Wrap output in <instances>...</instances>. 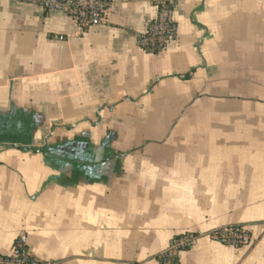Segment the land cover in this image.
Masks as SVG:
<instances>
[{"label":"crops","instance_id":"crops-1","mask_svg":"<svg viewBox=\"0 0 264 264\" xmlns=\"http://www.w3.org/2000/svg\"><path fill=\"white\" fill-rule=\"evenodd\" d=\"M158 0L81 32L0 0V254L57 264H264V0H178L176 40L137 47ZM188 76V77H186ZM246 225L232 248L212 230Z\"/></svg>","mask_w":264,"mask_h":264},{"label":"built area","instance_id":"built-area-1","mask_svg":"<svg viewBox=\"0 0 264 264\" xmlns=\"http://www.w3.org/2000/svg\"><path fill=\"white\" fill-rule=\"evenodd\" d=\"M35 5L44 11L60 12L71 19L81 32L103 23L108 8L116 0H17ZM178 0H158L155 2L156 14L144 32L137 37V47L145 53H159L176 40L177 26L173 11ZM210 241L232 247H249L253 243L246 225L237 224L218 228L204 235ZM199 236L186 233L171 240L166 250L156 256L158 264H179L181 252L191 249ZM0 264H57L35 258L27 245V237L15 238L10 253L0 254Z\"/></svg>","mask_w":264,"mask_h":264},{"label":"trees","instance_id":"trees-1","mask_svg":"<svg viewBox=\"0 0 264 264\" xmlns=\"http://www.w3.org/2000/svg\"><path fill=\"white\" fill-rule=\"evenodd\" d=\"M154 54H157V53H154ZM186 77H188V76H186Z\"/></svg>","mask_w":264,"mask_h":264}]
</instances>
